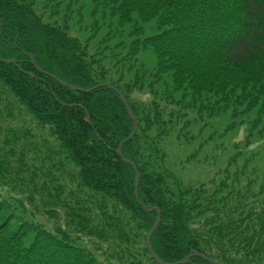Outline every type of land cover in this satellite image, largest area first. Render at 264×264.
<instances>
[{
	"label": "trees",
	"instance_id": "16d2710c",
	"mask_svg": "<svg viewBox=\"0 0 264 264\" xmlns=\"http://www.w3.org/2000/svg\"><path fill=\"white\" fill-rule=\"evenodd\" d=\"M73 1L0 0V96L48 130L78 182L70 203L58 177L32 185L0 152V264H160L146 246L158 209L162 221L151 244L165 263L212 264L206 256L218 264H264V171L258 190L253 178L242 181L249 163L233 175L228 168L211 188L183 184L168 170L162 146L181 111L168 113L157 96L133 101L137 81L122 87L109 80L122 60L130 72L140 52L152 50L154 75L171 78L166 94L174 105L253 117L242 144L249 148L264 138V0H93L91 25L85 6L74 10ZM74 22L85 40L71 34ZM152 23L157 32L146 36ZM117 37L115 48L128 50L118 64L103 48L90 50L99 38ZM107 85L136 118L133 139V120ZM120 147L141 175L138 200L135 170ZM35 199L49 219L64 208L66 228L36 219L29 208ZM85 237L95 250L80 243Z\"/></svg>",
	"mask_w": 264,
	"mask_h": 264
},
{
	"label": "rangeland",
	"instance_id": "374dc122",
	"mask_svg": "<svg viewBox=\"0 0 264 264\" xmlns=\"http://www.w3.org/2000/svg\"><path fill=\"white\" fill-rule=\"evenodd\" d=\"M92 1L74 0L72 4L74 10L85 6L83 16H86L87 25L93 23L90 21ZM101 19L99 15V20ZM71 27L73 36L81 40L86 39L87 32L80 30L79 25L74 22L71 23ZM145 30L146 36H152L157 32L154 23L147 25ZM101 39L92 42L90 46L92 52L101 47L106 56H110L111 53L116 56V64L127 56L126 48H115L120 43L121 37L106 42ZM106 66L111 67L109 64ZM130 68L131 65L122 60L119 72L110 71L109 80L122 87L131 86L137 81L136 89L131 97L133 101L149 103L157 96L162 108L168 113L169 111L174 113L181 111L179 118L175 120L178 123L177 127L171 130L170 136L162 144L167 154V168L180 182L194 186L205 184L211 188L213 187L212 181L218 185L225 178L228 168L233 175L237 169L249 163L248 174L242 181L247 184L253 178L257 183L255 189L258 190L262 183L261 173L264 171V138L256 140L247 149L242 145L253 122L251 115L247 114L235 119L232 111L227 114L212 115L206 106L198 105L196 109H185L184 104L176 102L174 105L167 99L166 94L171 78L165 75L159 79L154 75L157 58L152 50L141 51L138 56V65L132 67L129 72ZM121 75L125 77L122 82H119ZM140 88L143 90L140 91ZM242 121H244L243 124ZM236 146L240 148L236 149ZM239 151L243 152V156L230 167L231 161ZM0 152L10 156L9 160L14 169L22 168L27 179L34 180L32 185L41 186L43 181L50 182L49 176L58 177L59 181L56 184L65 186L63 199L70 203L74 201L70 196V190L75 192L78 190V182L74 178L77 171L64 161L59 152V145L50 137L48 130L39 127L17 101L5 95L0 96ZM254 170L259 171L258 175H250ZM3 190L6 193L11 192L7 188ZM29 208L35 214L36 219L45 223L48 228L53 230L57 225L66 228L67 218L64 208L58 209L57 219L48 218L42 206L38 204V199H35L34 205H30ZM80 243L92 250L97 248L96 242L86 237ZM96 254L100 256L101 252Z\"/></svg>",
	"mask_w": 264,
	"mask_h": 264
},
{
	"label": "water",
	"instance_id": "95a60500",
	"mask_svg": "<svg viewBox=\"0 0 264 264\" xmlns=\"http://www.w3.org/2000/svg\"><path fill=\"white\" fill-rule=\"evenodd\" d=\"M0 62H2V61H0ZM62 84L65 85L64 83H62ZM107 87L110 88V89H112V90H114V91H116V92L118 93V95H119L120 98H121V101H122L123 105L125 106V108H126L127 111H128V114H129L130 118L133 120L134 128H133V133H132V135H131V137H130L131 139H133V138L135 137V134H136V131H137V122H136V119H135V117H134V115H133V113H132V111H131L129 105H128V102H127V100L125 99V97H124V96H123V95H122V94H121V93H120L115 87H113V86H107ZM72 89H73L74 91H81V92H86V93L89 92V90H81V89H77V88H72ZM118 154H119V156L122 158V160L124 161L125 164L131 165V166L134 168V170H135V173H136V181H135V198L138 200V189H139V183H140L141 175H140V173L138 172L137 167L135 166V164H134L132 161H129V160L124 159V157H123V153H122V150H121V147H120L119 150H118ZM153 210H155V208H154V209H151V210H149V211H153ZM157 211H158V218H157V220H156V222H155V224H154L152 230L150 231V233H149V235H148V237H147L146 245H147V248H148V250H149L151 256H152V257H153L158 263H160V264H169V263H165L164 261L160 260V259L155 255V253H154V251H153V248H152V244H151V240H152L153 234H154V232L159 228V226H160V224H161V220H162V213H161V211H160L159 209H158ZM195 255L198 256L199 254H195ZM205 258H206V257H205ZM206 260L209 261V262H211L212 264H218L216 261H214V260H212V259L206 258ZM187 262H188V260H185V261H183V262L176 263V264H184V263H187Z\"/></svg>",
	"mask_w": 264,
	"mask_h": 264
},
{
	"label": "bare ground",
	"instance_id": "6f19581e",
	"mask_svg": "<svg viewBox=\"0 0 264 264\" xmlns=\"http://www.w3.org/2000/svg\"><path fill=\"white\" fill-rule=\"evenodd\" d=\"M133 162V161H132ZM134 163V162H133ZM135 164V163H134ZM135 166H136V164H135ZM162 221V220H161Z\"/></svg>",
	"mask_w": 264,
	"mask_h": 264
}]
</instances>
